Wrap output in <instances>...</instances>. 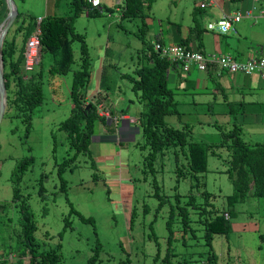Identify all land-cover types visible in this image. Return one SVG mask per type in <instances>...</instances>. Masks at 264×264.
Returning a JSON list of instances; mask_svg holds the SVG:
<instances>
[{
	"label": "rangeland",
	"instance_id": "rangeland-1",
	"mask_svg": "<svg viewBox=\"0 0 264 264\" xmlns=\"http://www.w3.org/2000/svg\"><path fill=\"white\" fill-rule=\"evenodd\" d=\"M13 1L23 19L20 17L5 36L15 39L17 49L25 45L24 32L30 29L33 34L36 31L38 19L72 14L70 0ZM101 3L105 7L100 15L86 16V12H83L74 20V30L84 35L91 61L87 94L96 103L100 116L108 111L106 107H125L128 115L141 110L136 93L131 89L130 78H137L138 68L149 63L148 45L157 42L154 26L161 25L162 39L165 41L166 27L171 21L187 29L194 21L207 28L208 22L216 24L222 16L218 8L201 9V14L198 9L194 12L195 7L199 8L197 0H153L151 10L145 9L143 16L135 18H121L119 3L114 0H101ZM147 19H152L154 26L148 24ZM33 20L35 25L28 28ZM262 21L264 24V18ZM143 24L146 29L138 34ZM19 25L22 26L20 31L17 30ZM250 27L257 30L262 28L261 25ZM71 46L73 62L70 69L63 73L57 71L61 57L45 49L40 50V61L33 70L42 72V102L32 110L29 128L23 120L24 115H15V111L14 115L3 117L0 122V249L6 241L13 246L15 243L26 247L22 243L19 214L20 204L24 203L36 223L33 249L41 252L60 243L58 264H88L96 252L97 243L100 249L97 260L92 264H204L202 260L209 252L204 220L210 217V210L215 209L217 213L230 211L228 222L232 228L228 235L213 236L210 245L220 255L219 258L224 256L225 261L229 257L232 261L241 259L247 264H254L261 256L264 262V250L259 254L254 244L255 239H259L258 229L264 232V197L249 196L228 209L226 196L231 194L232 185L224 172L227 152L222 146L214 147L216 154L208 153L207 170L198 174L202 181L198 185H191L195 183L191 175L177 177L176 166L186 162L178 147L167 146L162 154L155 155L151 168L144 167L143 157L149 149L141 146V135L129 144H118L112 138L99 140L97 137L101 138L102 135H93L89 148L95 168L90 165L91 158L80 152L59 174V164L75 152L69 146L67 134L59 128L70 115L72 73L81 62L80 41L74 40ZM192 72L200 74L195 68ZM173 74L171 72L170 76ZM180 74L183 77L185 73ZM257 83L259 90L264 89V82L258 80ZM167 85L173 91L177 110H182L180 115L166 116L167 123L182 128V123L193 115L187 111L193 112V108L196 111L194 115L201 122L191 126L192 138L208 143L220 141L217 133L221 129L217 126L222 123L217 121L216 114L220 106L206 103L192 106L193 99L203 101L200 99L202 89L190 85L188 89H182V86L176 89L172 83ZM216 91L215 94L220 96V91ZM99 123H94V132H98L99 125H102L104 136L112 137L115 134L112 125ZM242 137L250 142L264 141V128H244ZM121 148L127 149V153H124L126 158L118 154ZM102 149L114 155V160L97 159V156H104L100 154ZM28 158L26 170L16 181L19 195L14 200L11 175L17 170L18 163ZM62 181L64 189L61 188ZM122 183L132 186L131 200L129 197L127 201L121 198L119 185ZM204 191L208 193L209 203L205 202ZM190 197L192 201L187 204L190 221L184 228L178 213L179 206L184 205ZM67 199L93 224L83 221L75 213L69 215ZM160 201L162 205H159ZM170 214L172 236L168 243L166 221ZM241 226H244L242 231L239 230ZM227 243L232 247L230 252L226 249ZM262 245L264 248V243ZM168 247L169 254H176L163 262ZM5 258L16 261V252H10L3 256Z\"/></svg>",
	"mask_w": 264,
	"mask_h": 264
},
{
	"label": "trees",
	"instance_id": "trees-1",
	"mask_svg": "<svg viewBox=\"0 0 264 264\" xmlns=\"http://www.w3.org/2000/svg\"><path fill=\"white\" fill-rule=\"evenodd\" d=\"M153 0H122L120 5L121 18H135L143 16V12L151 10ZM231 2L239 0H230ZM72 9L71 15L66 16H51L43 18L40 22V50H47L51 54H56L61 57V62L57 67L59 73L66 72L70 69L73 62V49L71 43L74 40L80 41V65L79 68L72 73L70 96L72 101V109L70 115L61 122L60 129L67 134L69 146L75 150L74 154L67 159H64L59 164V174L71 163L78 153H83L91 158V167L95 168V162L92 160V152L89 148L90 139L93 136L94 123L99 119L97 105L88 98V82L90 77L91 61L86 50L84 35L77 34L74 30V20L80 13L88 11V16H98L103 12L102 9L91 6L87 0H70ZM199 7V6H198ZM201 14L202 10L208 8H194ZM202 9V10H201ZM7 13L4 0H0V22ZM23 19L21 13H18L15 22L19 18ZM14 22V23H15ZM35 25V21L28 24V28ZM141 27L138 34L145 31L146 25ZM22 26L19 25L17 30L20 31ZM205 28L197 22L189 28V33L182 38L178 44L192 50H200L201 34ZM31 32L28 29L24 32L23 41H26ZM142 36V35H140ZM195 46V48H192ZM22 46L17 49L14 38L8 39L5 37L2 48L3 71L5 80V89L7 92L6 109L4 116L24 115V121L27 122V128L30 126V117L32 110L39 106L42 102V83L43 77L40 70L25 71L24 56ZM148 65L140 66L137 70L138 77H131V89L136 93L137 100L141 104V110L138 112V121L140 125L141 138L143 140L142 147L147 146L148 154L143 157L144 167L151 168L155 155L163 153L167 146L178 147L179 151L184 155L186 162L178 164L176 167L177 177H186L191 175L194 181L191 185L202 183L199 180L198 174H202L207 170L208 153L216 154L214 147L222 146L227 152L226 173L232 185L231 194L226 196V204L228 209L232 208L236 203L244 201L247 197L253 196L256 198L264 197V142H250L242 137V128L234 124L229 130L220 131V141L218 143H208L198 141L192 138L191 126L184 124L182 128H177L166 121L168 115H179L176 108V102L173 97L172 89L167 85V70L172 65L166 58L159 55L153 49L152 44L148 45ZM40 61V60H39ZM39 63V62H38ZM53 65L50 66V68ZM176 152V151H175ZM178 160V157L176 156ZM29 164V158L23 159L17 165V170L13 171L11 180L13 184V199L17 200L19 188L16 185L19 177L24 173ZM19 173V174H18ZM61 188L64 189L62 181ZM206 198V203H209L208 193L203 192ZM208 198V199H207ZM178 200V198L176 199ZM70 204L69 215L75 213L80 219L85 222L92 223L90 218H85ZM192 201L190 197L186 203L179 206V216L184 228L189 225L190 217L187 210V204ZM159 205H162L160 201ZM1 208V206H0ZM227 209V210H228ZM211 213L213 215L211 216ZM224 213L230 215V211L218 212L210 210V217L204 220L205 237L209 252L203 260L204 264H216V254L212 250L211 242L215 234L228 235L231 231V226ZM22 243L26 247L20 245H11L9 242H4L0 251V264H58L60 261V243L49 250L43 249L41 252L33 249L34 237L33 233L36 228V223L33 219L32 212L28 207L21 203L19 207ZM166 227L169 230L168 243L171 240V214L166 221ZM93 224V223H92ZM264 238V234L260 235ZM100 244L97 243L95 254L88 260V264H92L97 260ZM169 247L167 253L162 259L163 262L169 261ZM10 252H16V261L3 259V256ZM158 255V254H157Z\"/></svg>",
	"mask_w": 264,
	"mask_h": 264
},
{
	"label": "crops",
	"instance_id": "crops-1",
	"mask_svg": "<svg viewBox=\"0 0 264 264\" xmlns=\"http://www.w3.org/2000/svg\"><path fill=\"white\" fill-rule=\"evenodd\" d=\"M114 2L119 3V6L122 3V0H114ZM100 8H104L105 5L101 3V0H99ZM258 8H262L264 10V0H262ZM252 7L251 0H239L235 2H231L230 0H214V4L211 5L210 8H218L222 12V16L224 15H232L236 13L237 11H245L247 9H250ZM229 10V11H228ZM233 10V11H232ZM231 12V13H230ZM88 16V15H86ZM262 18H258L256 21L248 18H243L241 21L234 23L233 30L226 32V33H220L217 30H208L205 28L201 34V46L200 51L206 53V54H212V53H224V52H231L235 54V57L238 60L244 61L245 59L261 55L262 49H264V24L262 21ZM244 21V22H243ZM247 21V23L245 22ZM148 24H152L154 26V22L152 19H147ZM209 23V22H208ZM207 23V24H208ZM211 23V22H210ZM239 23H242L241 25ZM176 23L171 21L168 23L166 27V40L164 41L162 38L163 36V29L161 28V25L159 27L154 26V38L158 42L162 44H176L178 43L182 38L186 37L189 33V29H187L186 26H176ZM250 25H261L262 28L259 30L253 29L250 27ZM9 31V30H8ZM8 33V32H7ZM205 47V48H204ZM192 48H195L193 46ZM197 50V49H196ZM179 71V68H169L167 70V79L168 84L172 83V85L175 86V88H179L182 86V89H188V85L202 89V95L200 96V99L203 101L196 102L194 99L191 102L192 106H196L197 103H206L208 105L213 104L220 106V110L217 111V121L219 120L222 125H216L218 129L222 128H232L234 124L239 125L243 129L245 128H253V129H263L264 128V89L259 88L258 80L260 81V78L257 74H253L250 76H246L242 73H228L224 70H221L219 68H214L213 70L209 72H200L194 73L192 70L187 73L183 74L181 77ZM174 72L172 76H170V73ZM222 82V83H221ZM208 83L215 84L214 86H209ZM170 86V85H168ZM213 88H215L213 90ZM99 90L100 87H98ZM198 89V90H199ZM206 90V91H203ZM210 90V91H209ZM220 91L221 94L218 96L215 94L217 91ZM108 94L106 97L108 98ZM103 97V98H106ZM91 99L90 97H88ZM123 98V96H122ZM105 100V99H104ZM107 102V101H106ZM122 105V102H121ZM112 106H115L112 105ZM212 107V106H211ZM108 110L104 116H100L97 121H99V124L107 125L113 127V133H115L112 137H106L103 134V127L102 125H99L98 132H94L93 135H102L101 138H98L99 140L104 138L114 139L118 144L120 143H127L133 141L135 142V138L139 135H141L140 131V125L138 121V113H134V115H128L126 113L125 107H108L105 108ZM193 112L187 111L188 113H192L193 115L189 118H187L185 122L182 124H186L189 126H193V124H200L201 120L194 115L196 112L193 108H191ZM140 111V110H139ZM181 114L182 110L181 108L178 110ZM100 112H98L99 114ZM112 115H111V114ZM107 114H110L114 120L107 119ZM179 114V115H180ZM219 116H222L221 118ZM212 119H210L211 121ZM96 121V122H97ZM213 121V120H212ZM218 121V122H219ZM204 122L209 123L208 120H204ZM251 126V127H250ZM193 130V129H192ZM223 130V129H222ZM204 134H201L203 137ZM209 135V134H208ZM216 135V134H215ZM218 136H220V132L217 133ZM207 138V137H203ZM111 139V140H112ZM220 140V139H218ZM217 141V140H215ZM212 140V143H218L219 141L215 142ZM211 142V141H209ZM255 142H264V141H255ZM102 152L100 154H103L104 156H97V159L99 160H106V161H113L114 155L107 154L104 149L101 150ZM124 153H127V149H122L118 152L119 155L123 156V158H126V155ZM101 158V159H100ZM120 196L124 200L129 197L130 200L132 198L133 189L132 186L129 184H120ZM128 203V202H127ZM240 231L244 230V226H241L239 228ZM232 231V228H231ZM230 231V233H231ZM233 234V233H232ZM264 234L263 231L258 229V237L261 242L257 243L258 240L255 239V246L259 251V254H261L262 250H264L262 243H264L262 240L264 238L260 237V235ZM227 251L230 252L231 248L230 244L227 243ZM235 248V247H233ZM216 254V264H247L243 260L238 259L237 261H232L231 258L227 257L226 261L223 259L224 256H221ZM203 261V260H202ZM263 258L259 256L254 261V264H262Z\"/></svg>",
	"mask_w": 264,
	"mask_h": 264
},
{
	"label": "built area",
	"instance_id": "built-area-1",
	"mask_svg": "<svg viewBox=\"0 0 264 264\" xmlns=\"http://www.w3.org/2000/svg\"><path fill=\"white\" fill-rule=\"evenodd\" d=\"M91 6L100 8L99 0H87ZM262 0H251L252 7L243 12L237 11L232 15H224L220 20L214 23H208V30H217L220 33L232 31L234 23L241 21L244 17L256 21L258 18H264V10L258 8ZM199 8H209L214 4V0H197ZM88 15V11H86ZM43 18L38 19L37 29L27 38L24 49V69L31 71L38 64L40 59V22ZM153 49L163 58H166L172 65L169 68H179L182 73H189L194 68L200 72H209L214 68H219L228 73H242L246 76L257 74L264 82V49L261 55L251 56L244 61L238 60L232 52L206 54L200 50L188 49L178 43L162 44L155 42ZM92 100V99H91ZM99 110V109H98ZM105 114V113H103ZM107 119L114 120L110 114L105 115ZM225 217H229L224 213Z\"/></svg>",
	"mask_w": 264,
	"mask_h": 264
},
{
	"label": "water",
	"instance_id": "water-1",
	"mask_svg": "<svg viewBox=\"0 0 264 264\" xmlns=\"http://www.w3.org/2000/svg\"><path fill=\"white\" fill-rule=\"evenodd\" d=\"M6 4L7 13L3 20L0 22V122L3 119L4 112L6 109V101H7V92L5 87V80H4V71H3V59H2V48L5 39V35L7 34L8 30L14 24L17 15L18 9L13 0H4ZM93 139V136L90 140Z\"/></svg>",
	"mask_w": 264,
	"mask_h": 264
},
{
	"label": "bare ground",
	"instance_id": "bare-ground-1",
	"mask_svg": "<svg viewBox=\"0 0 264 264\" xmlns=\"http://www.w3.org/2000/svg\"><path fill=\"white\" fill-rule=\"evenodd\" d=\"M222 18V17H221ZM210 23V22H209ZM261 81V80H260Z\"/></svg>",
	"mask_w": 264,
	"mask_h": 264
}]
</instances>
